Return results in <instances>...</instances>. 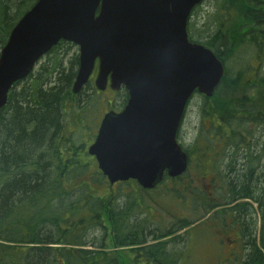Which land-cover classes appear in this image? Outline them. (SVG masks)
Listing matches in <instances>:
<instances>
[{"label":"trees","instance_id":"obj_1","mask_svg":"<svg viewBox=\"0 0 264 264\" xmlns=\"http://www.w3.org/2000/svg\"><path fill=\"white\" fill-rule=\"evenodd\" d=\"M205 1L208 35L202 34L203 42L192 32L190 38L217 55L225 75L213 97L198 94L200 125L185 150L189 170L212 173V190L194 184L188 171L151 190L134 180L111 185L76 131L83 132L81 123L88 108L99 104L100 92L94 84L73 92L79 58L64 67L59 50L74 44L60 41L14 85L0 111V264H121L122 248L144 264H180L177 259L184 264L187 249L177 251L163 239L187 230L173 242H190L196 226L191 227L215 210L223 227L237 226L243 237H251L244 264H264V173L258 176L251 164L257 161V169L264 170V0ZM36 2L0 0V52ZM221 158L228 173L227 182L219 184ZM168 197L182 207L179 222L172 229L162 223L147 229L150 219L160 216L155 210L169 216L163 205ZM252 204L261 213L260 229L238 218L242 210L248 216ZM152 237L158 242L147 245ZM109 239L115 250L108 249Z\"/></svg>","mask_w":264,"mask_h":264},{"label":"water","instance_id":"obj_2","mask_svg":"<svg viewBox=\"0 0 264 264\" xmlns=\"http://www.w3.org/2000/svg\"><path fill=\"white\" fill-rule=\"evenodd\" d=\"M203 0H37L12 29L0 52V111L16 83L27 78L60 41L79 48L73 84L78 94L96 61V87L124 86L129 101L107 113L88 153L113 185L136 180L154 189L165 173L189 165L177 141L195 92L212 97L225 67L207 47L191 42L193 9Z\"/></svg>","mask_w":264,"mask_h":264},{"label":"rangeland","instance_id":"obj_3","mask_svg":"<svg viewBox=\"0 0 264 264\" xmlns=\"http://www.w3.org/2000/svg\"><path fill=\"white\" fill-rule=\"evenodd\" d=\"M209 5H210L209 2H207V1L203 2L200 6H198V9L194 10L195 12L192 14V17L190 19V22L188 25L189 26L188 31H189V34H191L190 32H192L194 34V40L195 41L197 40L196 35H199L200 39H202L201 40L202 42H203V37H204L202 34L208 35V28L209 27L206 26V23H207L206 19L209 15L207 12L208 10H210ZM196 33H198V34H196ZM59 53H60V57L63 60L64 67H68L70 59H72L75 55H79V49L76 45H74L70 48L64 47L63 49L59 50ZM43 62H44V60H43ZM93 81H94V79H93ZM214 94H215V92H214ZM123 97H124L123 91H120L119 93H117V92H113L112 90H110V88H108L105 92H100L98 94L99 104L90 106L88 108V110L91 108L90 109L91 111L89 112V117L86 119L85 123H83V122L81 123L83 132L79 131V129H81L80 127H78L79 128L78 130H76L78 132V136L81 138V140L83 142H86V146H85L86 152H87L89 145H91L95 139V134L97 131V123L99 125L103 114L105 112H108V110H114L116 107L120 108ZM109 99H111V101L113 102L112 106L108 104ZM202 102H203V99L200 97V95L196 94L192 98V100L189 104V107L187 108L188 111L186 113V117H185L183 124L181 126V133L179 134V142L182 143L183 145L187 146V147H190L191 143L193 142V140L197 136V130H198L197 126L200 125L199 124V121H200L199 113L202 110V104H203ZM97 107H98V109H97ZM196 149H197L196 152L200 151L199 147H197ZM255 151L258 152L259 150L255 149ZM200 153H202V152L200 151L198 154H200ZM239 156L244 161V157H245L244 153L240 152ZM257 156H258V154H257ZM194 158L196 159V157H194ZM196 162H197V160H196ZM217 163H219L217 165L218 172L223 174V176H222L223 178H221L220 182H218V183L219 184L225 183L224 180L227 182L225 176H226V173H228L227 170L225 169L226 163H225L224 159H222L221 161H218ZM251 164L252 165L254 164V166L252 168L253 169L256 168L255 172H257L258 176L263 175V173H264L263 168L258 167V169H257V166H256L257 161L256 162L252 161ZM263 164H264V162H263ZM240 165H241V163H239L237 166H240ZM197 173H199V172L196 170V167L193 168V166H191L190 170L188 169L187 177L193 178L195 180L194 184L204 185V187L207 191H211L213 188L212 173L206 174L204 171H200V173L198 174L199 177L197 176ZM166 184L169 186L171 185V183L169 181L166 182ZM212 196H213V194H212ZM153 197L156 199H160V196L157 194H153ZM147 199H149V197H147ZM163 202H164L163 205L165 207H168L170 210L169 216H167L165 213H163V211L155 210L154 211L155 215L156 216L160 215V216H159V218L158 217L151 218L150 222H148L147 229L157 230L156 228L159 227V225L161 223L163 225V229H172L173 225H175L179 222V219L181 218V216H180L178 210H179V208L182 209L180 204L171 197L164 199ZM239 203H242V202H239ZM250 204H251V202H250ZM252 206H253V209L251 210V212H248V214H249L248 216L246 215V212L242 210L240 213H241V215L243 214V217L239 215L238 218L242 222H244V221L247 222V225H251L252 229L254 227H258V229H260L262 226V218H261V213L259 212V207L257 204H252ZM183 208H185V207H183ZM160 212H162V213H160ZM185 213H190V211L185 210ZM208 220L213 221L214 216H211ZM201 225H202V223L200 224V226H198V227L196 226L195 228H193V230H194L192 232L193 239L190 240V242H185V241H181V242L174 241L173 242V239L176 236L184 235L185 231H187V230H183L181 232H176L173 236L164 238L163 242L169 243V245H171L169 247L173 248L175 250L177 249V251L187 249L188 258L183 259L184 264H232V263L228 262V259H227L228 247L231 246V243L228 242V239H226V241H224V242L219 241L220 237L227 235L224 228H222V225H219L220 227L219 226L213 227V223H211V225H207V226L206 225L201 226ZM215 225H218V224H215ZM228 227L229 228H227V230L228 231L230 230L231 233H230V236H228L227 238L234 239L236 236V233H238V236L241 238L243 245H244L243 242H247L248 238L251 239V237H249V236H248V238L243 237L240 234L237 226L234 228V230H231L232 229L231 226H228ZM93 235H96L98 238L99 233H98V235L97 234H93ZM257 236H259L258 231H257ZM89 239H90V237H89ZM151 240L153 241V237L150 238L148 240V243H146V244L147 245L151 244L152 243ZM106 245L108 246V249H113V250L116 249L115 247H113V243H112V241H110V239L107 241ZM246 247H248V246L246 245ZM246 247H242V249H240L241 250L240 256H239V259L237 261L238 264L239 263L244 264L247 256L250 253V252L244 250ZM120 250H122V251H120V254H119L121 256V262H122V263L120 262L121 264H144L145 263L144 261H142V262L137 261V259L133 256V252L130 251V248H122ZM218 253L221 255H219ZM176 261L180 262V264H182V259H181V261H178V259Z\"/></svg>","mask_w":264,"mask_h":264},{"label":"flooded vegetation","instance_id":"obj_4","mask_svg":"<svg viewBox=\"0 0 264 264\" xmlns=\"http://www.w3.org/2000/svg\"><path fill=\"white\" fill-rule=\"evenodd\" d=\"M78 58H79V55H78ZM79 64H80V61H79ZM98 67H99V61L97 60L96 61V65H95V68H94V72H93V74H92V76H91V81L88 83V84H95V78H96V76H97V74H98ZM78 68H79V65H78ZM93 79H94V81H93ZM88 84H86V86L88 85ZM95 87V86H94ZM109 88V86L107 87V89ZM121 91H125L126 92V95H127V97L126 98H124L123 100H122V102H121V105H120V108H115L114 110H108V111H116V112H121V111H123L125 108H126V106H127V104H128V101H129V94H128V91H126L125 90V88H122L121 89ZM81 92V91H80ZM79 92V93H80ZM78 93V94H79ZM119 93V92H118ZM112 101H111V99H109V101H108V104L109 105H111L112 106ZM190 104V103H189ZM189 104H188V106H187V108L189 107ZM119 109V110H118ZM187 109H186V113H187ZM186 113H185V117H186ZM97 126H98V123H97ZM180 133H181V131H180ZM179 136V135H178ZM212 213H214V212H212ZM205 218H207V217H205ZM210 218V215H208V218L207 219H209ZM211 223H213V227H215V226H217V225H215V224H218V226L219 225H221L220 224V222L219 221H217V219L216 220H213V221H209V223H207V225H211ZM229 226V225H228ZM228 226H225L226 228H228ZM226 231V236L224 235L223 237H220V239H219V241L221 242H224V241H226V239H228V242H230L231 243V246H229L228 247V254H227V259H228V262H230V263H232V264H238V259H239V256H240V249H242V247H245V242H243L244 243V245L242 244V241H241V238L238 236V233H236V236H235V238L234 239H232V238H227L228 236H230V233H231V231L229 230H225ZM152 241V240H151ZM218 241V240H217ZM218 241V242H219ZM154 242H156V241H152V243H154ZM219 254V253H218ZM219 255H221V254H219ZM220 257V256H219ZM240 264V263H239Z\"/></svg>","mask_w":264,"mask_h":264},{"label":"bare ground","instance_id":"obj_5","mask_svg":"<svg viewBox=\"0 0 264 264\" xmlns=\"http://www.w3.org/2000/svg\"><path fill=\"white\" fill-rule=\"evenodd\" d=\"M263 157H264V154H263Z\"/></svg>","mask_w":264,"mask_h":264}]
</instances>
